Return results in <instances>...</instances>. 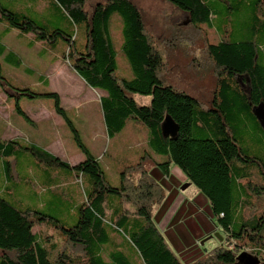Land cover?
Returning a JSON list of instances; mask_svg holds the SVG:
<instances>
[{
  "label": "trees",
  "instance_id": "trees-1",
  "mask_svg": "<svg viewBox=\"0 0 264 264\" xmlns=\"http://www.w3.org/2000/svg\"><path fill=\"white\" fill-rule=\"evenodd\" d=\"M29 1L32 7L16 9L0 1L3 32L14 29L31 33L35 41L50 44L65 41L68 48L62 55L70 67L88 86L105 92L100 105L108 134L121 130L128 119L138 120L148 129L149 149L138 162L121 171L118 186H112L60 107L56 92L34 94L24 85L11 87L53 97L55 111L65 119L85 159L71 165L35 144L0 138V264H183L152 218L166 190L149 177V171L154 165L166 169L170 164L179 167L208 198L223 237L220 245L189 264H237V255L244 248L264 264V210L258 213V206L248 198L258 195L259 203L264 202V179H248L246 168L257 159L243 152L228 127L230 117L244 116L255 107L264 114V0H95L88 7L87 0ZM39 2L45 3L42 11L34 8ZM158 2L177 10L190 31L205 32L204 25H209L218 33V42L207 37L204 40L207 62L217 74L227 75V80L220 78L216 87V109L201 108L197 98L187 93L189 84L173 82L163 72L166 60L147 30L143 9L156 8ZM44 11L64 20L68 30L35 18ZM114 13L123 22L121 48L133 72L130 79L115 72L116 52L109 30ZM78 22H84L86 33L80 49L73 31ZM5 52L0 36V55ZM4 58L13 66L21 65L11 51ZM2 80L0 73V85L5 84ZM135 94L149 95L150 101L140 104ZM17 110L29 118L20 107ZM211 111L215 115L211 116ZM166 115L178 126L174 137L162 134ZM193 127L198 129V137L193 136ZM257 127L264 132L259 122ZM153 154L164 160L158 163ZM20 160L31 167L33 185H42L52 198L50 207L66 202L74 209L75 224H65L43 210L42 204L23 201L21 194L30 176H17L14 165ZM59 168L66 170L65 177ZM233 175L246 195L236 205L231 198ZM72 186L82 188V202L72 200ZM47 226L59 230L61 246L52 244ZM35 227L37 231H33Z\"/></svg>",
  "mask_w": 264,
  "mask_h": 264
},
{
  "label": "rangeland",
  "instance_id": "rangeland-1",
  "mask_svg": "<svg viewBox=\"0 0 264 264\" xmlns=\"http://www.w3.org/2000/svg\"><path fill=\"white\" fill-rule=\"evenodd\" d=\"M0 1L11 9L32 7L29 0ZM94 2L95 0H87L86 7ZM157 4L156 8L147 10L149 6H143V9L147 30L152 35L157 51L166 60V67L163 72L165 75L167 73L168 76H166L173 82L189 84L187 93L197 98L201 108L216 109L217 107L213 104L217 94L216 87H218L219 79H226L227 75L225 73L217 74V71L213 69V64L207 62L204 40L207 37L214 43L218 42L220 38L218 33L211 26L204 25L205 32L200 31L196 34L190 31L191 28L183 26L186 19L177 10L162 2ZM44 6V2H39L34 8L37 11H42ZM37 17L35 18L40 21L48 22L49 20L51 24H57L65 30L69 28L64 20L53 15L51 11L38 12ZM235 25L238 27V23ZM4 27L5 24L0 23L1 41L6 47V52L0 55V73L4 77L2 81L5 82V84L0 85V138L15 139L24 144H35L71 165L83 161L85 155L75 145L72 131L63 116L55 111L54 98L22 93L11 87L18 88L24 85L30 87L34 94L56 92L59 96L60 107L64 109L67 117L78 130L83 144L98 159L109 184L118 186L120 172L138 162L149 149L147 127L138 120L128 119L121 130L114 135H109L100 105V96L104 95L105 92L88 86L70 67L62 55L68 48L66 42L57 40L56 43L50 44L45 41H35L31 33L21 34L14 29L4 33ZM109 30L116 52L115 72L119 77L130 79L133 77V72L121 48L124 36L123 22L119 14L114 13L111 16ZM73 31L76 36L75 45L80 49L86 39L84 22H78L73 27ZM185 35L188 39L185 38ZM8 51L19 57L21 61L19 67L13 66L5 60L4 57ZM134 96L140 104H146L150 101L149 95L135 94ZM17 106L29 118H25L19 113ZM209 114L215 115L212 111ZM244 114V116L236 114L230 117L228 127L243 152L248 156L256 157L257 162L248 164L246 171L248 172V179L258 181L260 178L264 179V132L257 127V124L259 122L264 127V114L260 107H255L249 114ZM192 134L194 137L199 136L196 127H193ZM14 166L17 167L16 174L17 176L20 174V178L30 176L29 182L24 188L25 191L21 194L23 201L31 204H42L43 210L55 214L65 224L69 226L75 224L76 217L73 216V208L70 207V211L69 206L65 204L66 202L57 208L50 207L52 198L43 191V186L33 185V181H31L33 175L28 163L20 160ZM59 170L65 177L66 170L62 168ZM133 177L137 178V174ZM149 177L157 181V176L151 169ZM232 177L235 179V175ZM237 182L238 180L235 179L232 183L231 198L233 205H236L240 198H246ZM192 188H195L193 184L187 187L184 191L185 195H188ZM73 190L75 191L72 200L74 199L76 203L82 202L84 199L82 188L79 187L78 189V187L72 186L71 192ZM36 196L39 197L36 198ZM248 198L258 206V213L264 210V202L259 203L261 200L258 195H250ZM127 208L131 210L132 206L127 204ZM203 214L212 225V233L210 234L220 233L217 217L211 211L209 213L203 212ZM238 216L240 215L238 214ZM45 228H47V233L52 236L50 238L52 244L61 246L62 235L59 230L48 226ZM33 231H37V227ZM215 237L201 238V241L204 240L202 245L195 240L193 245L199 249V253L195 252L196 248H194L191 256L186 259L180 257V261L183 264H189L202 257L219 242V238ZM166 242L172 251L178 255L179 251L168 240ZM186 244H190V242L186 241ZM201 253L202 255L199 256L198 254ZM237 264H261V262L258 256L244 248L237 255Z\"/></svg>",
  "mask_w": 264,
  "mask_h": 264
},
{
  "label": "crops",
  "instance_id": "crops-1",
  "mask_svg": "<svg viewBox=\"0 0 264 264\" xmlns=\"http://www.w3.org/2000/svg\"><path fill=\"white\" fill-rule=\"evenodd\" d=\"M153 157L158 163L164 160L163 156L157 154H153ZM151 171L157 176V182L166 190L165 197L152 212L156 227L179 251L176 255L179 260L180 257L186 259L191 256L194 248H196L195 252L199 253V249L193 245L195 240L202 245L204 240L201 241V238L209 239L216 233L210 234L212 225L203 214V212H212L210 201L196 186L185 195L184 191L192 184L176 165L170 164L166 169L161 165H154ZM185 184L187 186L182 189ZM222 240H219L214 247L220 245ZM186 241L190 244H186ZM198 255L201 256L202 253Z\"/></svg>",
  "mask_w": 264,
  "mask_h": 264
},
{
  "label": "water",
  "instance_id": "water-1",
  "mask_svg": "<svg viewBox=\"0 0 264 264\" xmlns=\"http://www.w3.org/2000/svg\"><path fill=\"white\" fill-rule=\"evenodd\" d=\"M177 129H178V126L175 124L173 119L169 115H166L161 125L163 136L164 137H174L175 134L177 133ZM186 186L187 184L182 186V189H184ZM213 236L214 237L217 236L219 240H222V236L218 232H216Z\"/></svg>",
  "mask_w": 264,
  "mask_h": 264
}]
</instances>
